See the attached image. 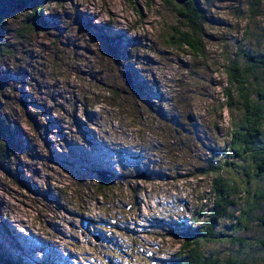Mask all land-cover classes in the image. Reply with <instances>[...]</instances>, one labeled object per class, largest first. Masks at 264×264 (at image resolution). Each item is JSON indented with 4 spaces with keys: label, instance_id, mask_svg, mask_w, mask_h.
Instances as JSON below:
<instances>
[{
    "label": "rangeland",
    "instance_id": "rangeland-1",
    "mask_svg": "<svg viewBox=\"0 0 264 264\" xmlns=\"http://www.w3.org/2000/svg\"><path fill=\"white\" fill-rule=\"evenodd\" d=\"M248 2L201 1L200 55L170 46L180 20L162 0H49L42 17L53 22L32 34L24 13L13 15L0 58V111L18 127L0 161L7 258L172 264L184 243L177 224L201 217L213 167L230 159L232 115L241 117L228 111L225 70L236 44L264 53V6L250 14ZM254 227L249 251L228 258L264 264Z\"/></svg>",
    "mask_w": 264,
    "mask_h": 264
},
{
    "label": "trees",
    "instance_id": "trees-1",
    "mask_svg": "<svg viewBox=\"0 0 264 264\" xmlns=\"http://www.w3.org/2000/svg\"><path fill=\"white\" fill-rule=\"evenodd\" d=\"M127 1L134 5L138 3V0ZM146 1L149 3L152 0ZM201 1L186 0L179 3L178 0H162L165 6L177 13L180 20V26L172 30L168 42L173 48H185L194 55L201 54L202 38H206V27L209 25L208 10L202 6ZM248 1L250 14L264 6V0ZM48 3L49 0H17V11L25 15L22 30L32 34L49 27L53 21L47 22L42 17V10ZM12 17H0V58L10 53L9 45L3 38L9 35L7 22ZM245 47L241 39L236 44L235 59L225 70L228 80L225 93L228 111L231 113L234 110L241 117L240 122H237L235 114L232 115L234 120L229 131L230 159L225 160L221 166L212 164L215 169L211 172L213 181L210 203L205 206L201 217L190 219L191 226L185 230V224H177L183 232L184 243L172 264H246L239 258L228 257L235 249L240 254L238 248L249 251L247 244L250 242L246 240V234L250 235L254 226L264 230V53L249 52ZM17 128L0 111V161L7 155L5 150L11 148ZM144 173L148 174L143 170ZM226 221H231L228 227L224 225ZM253 240L251 242L255 244L256 251L264 255V236ZM209 244H216L218 249L208 248L206 245ZM223 246L225 250L221 249ZM7 257L0 250V264H16Z\"/></svg>",
    "mask_w": 264,
    "mask_h": 264
},
{
    "label": "water",
    "instance_id": "water-1",
    "mask_svg": "<svg viewBox=\"0 0 264 264\" xmlns=\"http://www.w3.org/2000/svg\"><path fill=\"white\" fill-rule=\"evenodd\" d=\"M186 0H178L179 3H183ZM17 14V0H0V17H7L9 15ZM127 80L131 86H134L132 76L127 74ZM100 180L104 183H110L113 179V173L99 172Z\"/></svg>",
    "mask_w": 264,
    "mask_h": 264
},
{
    "label": "bare ground",
    "instance_id": "bare-ground-1",
    "mask_svg": "<svg viewBox=\"0 0 264 264\" xmlns=\"http://www.w3.org/2000/svg\"><path fill=\"white\" fill-rule=\"evenodd\" d=\"M123 77H125V79L127 80V74H124ZM128 84H129V81L127 80ZM103 172V171H102Z\"/></svg>",
    "mask_w": 264,
    "mask_h": 264
}]
</instances>
